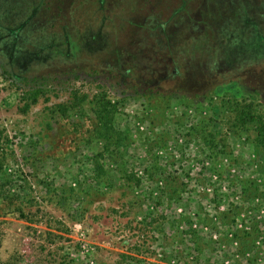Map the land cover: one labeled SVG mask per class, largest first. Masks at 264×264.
Segmentation results:
<instances>
[{
	"label": "rangeland",
	"instance_id": "rangeland-1",
	"mask_svg": "<svg viewBox=\"0 0 264 264\" xmlns=\"http://www.w3.org/2000/svg\"><path fill=\"white\" fill-rule=\"evenodd\" d=\"M262 36L264 0H0V264H264Z\"/></svg>",
	"mask_w": 264,
	"mask_h": 264
},
{
	"label": "built area",
	"instance_id": "built-area-1",
	"mask_svg": "<svg viewBox=\"0 0 264 264\" xmlns=\"http://www.w3.org/2000/svg\"><path fill=\"white\" fill-rule=\"evenodd\" d=\"M179 212L181 213V214H183L184 213V211H183V208H180V210H179ZM213 219H215V222H217V221H219L220 220V216H217L216 214L213 216ZM218 223V222H217ZM184 226H182L181 228H183ZM193 228L194 229H197V230H202L203 232H205V233H207V234H210V236H211V238L215 241V242H219L220 241V232H219V230H218V228L217 229H214V228H212V227H210V226H201L196 220H195V222H194V225H193ZM230 236L233 238V241H234V244L235 245H237L238 246V241L237 240H234V234L232 233V234H230ZM154 248V247H153ZM155 249V248H154ZM85 250L87 251V252H89V248L87 247V246H85ZM168 253H169V251L168 250H161L160 252H159V254H158V257L160 258V259H163V258H165L167 255H168ZM249 255H250V253H248ZM157 257V256H156ZM156 257H155V259H156ZM145 260H147V259H145ZM144 259H141V260H138V261H136L135 262V264H147V261H145ZM191 262L193 261H195V257L193 256V257H191L190 259H189ZM93 263V262H92ZM235 263V260H233V258H231V257H227L224 261H223V263L222 264H234ZM214 264H217V263H214Z\"/></svg>",
	"mask_w": 264,
	"mask_h": 264
},
{
	"label": "trees",
	"instance_id": "trees-1",
	"mask_svg": "<svg viewBox=\"0 0 264 264\" xmlns=\"http://www.w3.org/2000/svg\"><path fill=\"white\" fill-rule=\"evenodd\" d=\"M169 22V23H168ZM167 23H166V28H167V26H168V28H170V24H172V22H174V20L172 21V20H169ZM165 26H163V28L165 27ZM259 44H262V45H264V36H262L261 38H259ZM41 93H42V90L41 89H37V90H34L31 94H29V99H30V101L32 100V103H37L38 102V99H39V96L41 95ZM31 103H28L27 105H26V107L27 108H30L31 107ZM0 169H1V167H0Z\"/></svg>",
	"mask_w": 264,
	"mask_h": 264
},
{
	"label": "crops",
	"instance_id": "crops-1",
	"mask_svg": "<svg viewBox=\"0 0 264 264\" xmlns=\"http://www.w3.org/2000/svg\"><path fill=\"white\" fill-rule=\"evenodd\" d=\"M205 253H206V252H205ZM202 257H203V260H200V261H199V259H198V263H199V264H200V263H201V264H214V263H216L214 259L211 260V259H209L208 257H205V254H203ZM141 259H142V258H141ZM141 259H140V260H141ZM145 259L149 260V259H151V258L149 257V258H145ZM151 260H152V259H151ZM201 261H202V262H201ZM192 263H193V262H192Z\"/></svg>",
	"mask_w": 264,
	"mask_h": 264
}]
</instances>
